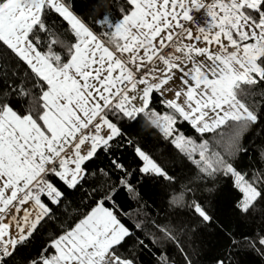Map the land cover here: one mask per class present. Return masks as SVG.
Here are the masks:
<instances>
[{
	"label": "trees",
	"instance_id": "1",
	"mask_svg": "<svg viewBox=\"0 0 264 264\" xmlns=\"http://www.w3.org/2000/svg\"><path fill=\"white\" fill-rule=\"evenodd\" d=\"M62 1L105 39L133 7L130 0ZM246 12L259 22L264 0ZM27 38L56 67L66 64L77 40L69 21L50 5L43 6ZM257 62L261 75L234 89L252 117L229 118L213 129L199 131L155 90L148 109L173 117L170 134L141 111L128 115L109 107L106 115L119 133L83 163L74 186L51 168L45 173L61 198L54 203L42 196L49 213L3 264H43L55 254L54 242L99 205L127 230L106 264H264V50ZM46 89L44 79L0 37V118L10 108L39 119ZM179 136L203 151L207 168L177 143ZM141 153L160 172L145 170ZM229 166L258 190L246 209Z\"/></svg>",
	"mask_w": 264,
	"mask_h": 264
},
{
	"label": "crops",
	"instance_id": "2",
	"mask_svg": "<svg viewBox=\"0 0 264 264\" xmlns=\"http://www.w3.org/2000/svg\"><path fill=\"white\" fill-rule=\"evenodd\" d=\"M38 1L37 18L43 6L50 5L69 21L77 40L66 64L56 67L27 38L39 19L35 18L22 35L0 23V37L47 84L39 119L31 115L22 117L9 108L0 118V240L9 253L49 213L42 196L54 203L61 198V192L45 173L51 168L67 185L74 186L84 174L83 163L119 133L106 115L109 107L116 106L128 115L141 111L159 125L165 114L148 109L155 90L193 124L190 118L193 114L186 117L183 112H189L188 102L195 96L209 104L210 109L220 111L228 103L226 95L222 99L223 94L237 99L236 85L252 82L261 75L257 57L263 51L261 47L264 48V17L255 22L246 11L257 9L262 0H213L207 5L204 0H130L132 9L112 25L106 39L62 0ZM190 8H204L212 17L211 33L179 24L180 19L188 23ZM236 30L248 31L249 45L259 51L240 41ZM175 36L179 37L176 44L179 60L169 64L159 52ZM144 66H150L151 72L135 80L133 68ZM194 76L200 77L199 81ZM207 87L209 91H205ZM217 113L212 116L217 118ZM198 116L206 119L200 112ZM171 119L173 123L172 116ZM113 218L109 210L99 205L84 221L101 231L93 234L95 238L97 235L110 238L113 246L127 234L126 231L118 241L113 239L108 223ZM60 240L57 242L68 248L69 244ZM58 252L56 248L50 258L57 260ZM111 259L112 256L108 261ZM107 262H99L93 256L84 260V264Z\"/></svg>",
	"mask_w": 264,
	"mask_h": 264
},
{
	"label": "rangeland",
	"instance_id": "3",
	"mask_svg": "<svg viewBox=\"0 0 264 264\" xmlns=\"http://www.w3.org/2000/svg\"><path fill=\"white\" fill-rule=\"evenodd\" d=\"M39 3L40 2L38 0H6L0 5V23L9 27V30L15 32V34L17 33L18 35H22V33L26 31V27L28 28V26L35 21V18L39 19L36 16L37 15L36 9ZM253 31L257 35L256 30ZM236 32L240 34V38H241L240 41L245 42V44L247 45L250 44V42L247 41L249 39V36H247L249 35L247 33L248 31L243 32L241 30L239 31L236 30ZM262 43H264V41ZM249 47L251 49L254 48L256 52L258 50V48H256L255 46L249 45ZM261 50H264V48L261 47ZM229 75H228V79L230 77ZM194 79L196 81H199L198 79H200V77L194 76ZM225 79H223V81H225ZM200 89H202V87ZM206 90L209 91L210 87H207L205 91ZM224 95H226L228 99V103L225 109L223 108L220 111L210 109L209 108L210 106L208 107L209 104L200 101V97L195 96V99L188 102L191 107L188 108L190 109L189 112H183V113L186 117H188V115L190 114H193L194 117L190 116V118L192 119L190 120L193 122V125L199 131L213 129L219 126L220 124H223L229 118L238 119L242 117H252L250 111L245 107V105L242 102H240L238 99H232V95L231 94L228 95L227 93L223 94L222 99L224 98ZM184 105L185 104L183 103V106ZM199 112L201 116L202 117L204 116V118L206 119H201L198 116ZM216 113L218 115L217 118L212 116L213 114ZM225 114H227L226 118H225ZM153 123L158 124L156 120H153ZM172 124L173 123H172L171 115L165 114L163 122L159 124V126L163 129V131L166 134H170L172 132ZM177 143L184 146L192 153L193 155L192 157L197 164H201L205 168H207L206 166H209L208 165L209 161H207V158L204 157L203 151L199 147L193 145V143L190 140H185L181 136H179L177 138ZM142 155L143 157H145L144 154ZM145 159H146L145 168H144L145 170L151 168L154 169V171L160 172L159 167L155 163H153L147 157H145ZM228 169H229L228 171L233 174L234 182L236 186L243 193V198L240 202V206L243 209H246L258 197V190L253 185H251L244 178L242 174L234 171L230 166L228 167ZM108 223H111V226L109 227H110L111 235L114 240L118 241L124 236V234H126L127 230L125 226H123L122 223L119 222V220L115 216L112 219V221H108ZM100 232L101 231L97 230L95 226L90 224V222L84 221V223L81 222L79 226H77L74 230L70 231L67 235L61 238L65 243L67 242L69 245L72 244L71 248H69V245L68 248L62 247L58 243L59 241L62 242V240L60 239H58V242L55 241L54 247H56L59 251L57 255V260L59 261V263L84 264V260L88 261L90 256L95 257V259L99 262L100 261L107 262L109 258L113 255L111 247L114 242L111 241L110 238L103 239L100 235H97L95 238L93 234L94 233L100 234ZM64 242L61 244L66 245ZM57 260H52L51 258H47L45 259L43 264H58ZM127 264H133V263L127 261Z\"/></svg>",
	"mask_w": 264,
	"mask_h": 264
},
{
	"label": "built area",
	"instance_id": "4",
	"mask_svg": "<svg viewBox=\"0 0 264 264\" xmlns=\"http://www.w3.org/2000/svg\"><path fill=\"white\" fill-rule=\"evenodd\" d=\"M213 0H204L205 5L208 3L212 2ZM218 2H227L229 0H216ZM188 15H189V20L188 23L185 22V20L180 19L179 24L181 26L185 25H190L196 30L204 33V34H209L213 30L214 22L212 17L207 14L204 11V8L201 9H196V8H190L188 10ZM179 40L178 36H175L171 42H169L164 48H162L159 52V56L166 60L168 63H174L175 61L179 60V56L176 51V44L177 41ZM134 72V79L139 80L141 79L145 74L150 73L151 69L150 66H144L141 68H133ZM88 130L85 129V131ZM93 133H96V129H92ZM51 167V165H50ZM9 252L6 249L5 245L2 243L0 240V264H3L5 258L8 256Z\"/></svg>",
	"mask_w": 264,
	"mask_h": 264
}]
</instances>
